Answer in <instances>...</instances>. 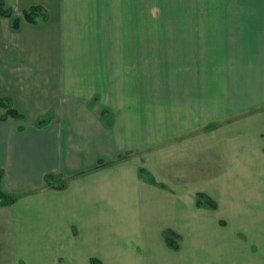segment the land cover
<instances>
[{
  "label": "crops",
  "instance_id": "obj_1",
  "mask_svg": "<svg viewBox=\"0 0 264 264\" xmlns=\"http://www.w3.org/2000/svg\"><path fill=\"white\" fill-rule=\"evenodd\" d=\"M5 3L21 15L40 6L47 19L13 29L11 18L0 17V98L21 115L0 120V189L18 198L0 206V264H43L47 257L57 264L61 254L68 264H264V0H215V11L226 17H215V98H209L215 115L207 119L215 122V226L209 228L187 189L171 194L151 182L180 185L167 178L172 167L163 158L172 150L187 153L170 140L194 129L189 116L205 102L196 88L199 109L189 114L180 106L187 103L183 83L148 82L155 113L149 126L140 120V61L154 64L157 54L155 20L140 35L139 11L156 3ZM164 4L159 8H170ZM173 100L178 106L171 109ZM140 151L152 153L143 167L150 181L138 175ZM103 163L110 165L95 171ZM47 175L67 180V188L46 187ZM128 210L135 216L127 225L139 228L132 233L124 231ZM166 228L191 235L179 252L151 239ZM139 235L153 240L146 252L124 239Z\"/></svg>",
  "mask_w": 264,
  "mask_h": 264
},
{
  "label": "rangeland",
  "instance_id": "obj_2",
  "mask_svg": "<svg viewBox=\"0 0 264 264\" xmlns=\"http://www.w3.org/2000/svg\"><path fill=\"white\" fill-rule=\"evenodd\" d=\"M149 1H154L158 7L154 10L141 9L139 11L141 19L140 35H144V32L146 33L147 24H149L148 28L150 26L151 32V29L154 28L152 27L154 19L156 37L155 51L157 56L155 55L154 57V64L152 62L148 65L147 58H141L140 61L139 108L142 124L148 123L147 126H149V112H151V114L155 113L151 109L153 104L150 103L151 100H149L151 97L150 93L154 92L152 89L149 90L148 84L151 82H154L156 87L164 82L166 83V87H168L167 83L170 82L183 83L186 90L182 95L186 97L185 100L188 104L186 103L180 106H184L189 114L194 113L195 109H199V106L195 105V103H197L195 99L196 88H198V93L201 92L203 94L205 101L204 105H202V109H199L200 111L198 114L189 116V119L192 120L191 126H193L194 129H189L187 134L179 137H172L170 140V142L173 143L178 142L172 145V148L184 144L187 153L185 155H180V151L172 150V156H167V159L163 158L166 162L168 160L172 167V169L169 170L171 173L167 178H169V180L171 178V182L180 183V185H160L158 182H155L153 178L151 182L155 187H159L160 190L162 189V191L171 194L176 192V188H179V191H177L178 193H184L185 189H187V195L193 200L191 203L194 204L197 210L204 212L202 213L205 221L204 223L209 228L215 226V122H211L210 125L207 119L212 120V116L215 115V102L209 99L215 98V17H226V11H215V0ZM165 2H170V8H159V6L167 5L164 4ZM10 10L12 13L11 19L21 18V12L19 10ZM143 19H145L146 23L142 22ZM142 37L143 36H141V38ZM175 56L177 57L175 58ZM165 59L170 63H167ZM163 61L166 64H164ZM127 92V96H132L133 91ZM136 92L137 90L134 89V93ZM172 92L174 93V91ZM172 96L177 97L178 93ZM171 102L172 106L169 108L173 109L175 104L178 106L176 101L173 100ZM156 108H158V106ZM179 115L180 113L176 114L175 117L179 119ZM192 117H197L198 120L196 121L192 119ZM201 120H203V122ZM199 125L200 130H196L195 127ZM146 134H148V131H140L141 136ZM151 155L152 153L149 154V151H140V153L137 154L140 158L138 175L140 178L149 181V173L143 167H145V163L149 161ZM127 156L129 155H124V158H128ZM124 158L121 157L120 160ZM190 159L192 161L197 160L198 162L192 163ZM156 161H158V159ZM107 165L110 164L103 163L97 166L95 171ZM176 166L177 170L173 168ZM199 168H201L200 173L197 171ZM196 172H198V174ZM180 180L185 182L186 188H184L185 184L180 182ZM65 182L68 184L67 180H65ZM130 213L134 214L130 210L125 213V233H132V230H139V228L135 226H129L131 224L127 225V221L130 222L135 216ZM133 224L135 225L136 221ZM138 225L140 226V223H138ZM148 228L150 227H146V229ZM119 229L120 227H118V230ZM194 235L195 234H193V236ZM71 236L77 238V229L75 227L71 228ZM185 236L190 237L191 235L177 233L172 228H166L161 233L150 235L151 239L154 237L155 244L159 241L161 246L165 244L173 253L179 252L182 244L184 245L183 242L186 241ZM124 239L128 241L129 246L134 242L136 248L142 249V251H145L144 246L149 245L150 241L151 243L153 242V240H147L146 236L143 238L142 235H139V240L137 236L131 237L130 239L125 237ZM174 247H176V249ZM61 253H63V251H61L60 254ZM145 254L146 253H143L141 256L146 258L147 256H145ZM57 257V264H68L67 260L62 258V254ZM74 260L75 259L71 261L70 259L73 264H102L94 259H91L89 262ZM129 263L135 264V261L132 260ZM43 264L54 263L52 259L47 257L43 261ZM138 264L147 263H145V261H139Z\"/></svg>",
  "mask_w": 264,
  "mask_h": 264
},
{
  "label": "trees",
  "instance_id": "obj_3",
  "mask_svg": "<svg viewBox=\"0 0 264 264\" xmlns=\"http://www.w3.org/2000/svg\"><path fill=\"white\" fill-rule=\"evenodd\" d=\"M0 17L12 18V13L9 7L6 6L5 0H0ZM47 19L46 11L40 6H32L22 12L21 18L12 19L13 29H18L21 21L27 24H37L40 21ZM9 118L19 119L21 115L11 107L8 99L0 98V120ZM45 186L54 190H64L67 186L65 180L55 175H47L44 179ZM1 183V179H0ZM18 198L15 196L5 195L0 189V206H9L16 202ZM176 249V247H174Z\"/></svg>",
  "mask_w": 264,
  "mask_h": 264
}]
</instances>
